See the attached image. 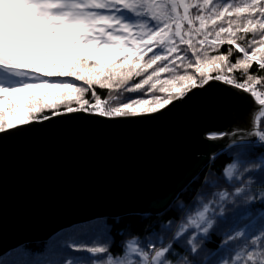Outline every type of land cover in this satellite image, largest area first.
<instances>
[{"label":"snow or ice","instance_id":"obj_1","mask_svg":"<svg viewBox=\"0 0 264 264\" xmlns=\"http://www.w3.org/2000/svg\"><path fill=\"white\" fill-rule=\"evenodd\" d=\"M261 72L264 0H0V134L76 114L156 115L213 82L250 95L249 115L264 120ZM216 101L227 104L230 94H217ZM225 138L252 162L242 168L238 157L223 168V176L240 186L200 193L188 206L177 200L187 214L166 243L162 236L159 243L155 236L144 242L134 236L111 252L108 226L87 223L54 237L43 253L21 251L18 259L0 264H197L201 237L228 227L226 203L236 205L243 196L249 204L257 198L264 204V191L248 195L253 184L264 187V130L253 121L246 134L206 136ZM213 184L206 178L205 186ZM172 223L161 224L162 232H171ZM241 238L243 247L215 264H264V227L252 234L226 231L221 246ZM88 241L100 243L89 247ZM181 244L184 255L176 250Z\"/></svg>","mask_w":264,"mask_h":264},{"label":"water","instance_id":"obj_2","mask_svg":"<svg viewBox=\"0 0 264 264\" xmlns=\"http://www.w3.org/2000/svg\"><path fill=\"white\" fill-rule=\"evenodd\" d=\"M252 107L250 95L213 82L156 115L76 114L0 134V258L76 225L163 213L235 145L207 134L252 131Z\"/></svg>","mask_w":264,"mask_h":264},{"label":"trees","instance_id":"obj_3","mask_svg":"<svg viewBox=\"0 0 264 264\" xmlns=\"http://www.w3.org/2000/svg\"><path fill=\"white\" fill-rule=\"evenodd\" d=\"M224 50H227V46H224ZM252 72L256 73V66L253 64ZM258 75H264V72L257 73ZM234 76H239L240 72L236 71L233 73ZM161 78H167L166 74H162ZM100 91L99 89H97ZM258 91H264V88H259ZM101 95L107 97L108 90L101 92ZM108 119V118H107ZM116 119V118H113ZM256 128L258 130H264V120H257ZM259 151V149H258ZM240 159L241 167L251 166L252 162L246 160L241 155V151L238 145H232L227 149L221 151L215 155L201 170L200 172L191 180V182L180 192L172 204L165 210L163 213L158 215L142 214V215H128L125 217L117 219H100L95 220L90 223H103L106 224L109 228L110 241L109 248L111 252H118L119 246L125 243L128 239L133 238L134 236L139 238L141 242H144L150 238H157L159 243V237H163L164 242L166 243L170 238L171 234L176 231L177 224L180 219L186 216V212L181 211L177 208V200L181 201L185 206L191 205L194 203L193 197L200 193H214L221 190H228L229 192H234L235 186H240L239 181L233 180L228 181L223 176V168L227 166L228 163L235 162L237 159ZM259 163V159L255 161ZM259 175V171L252 174V179H255V176ZM206 178L208 182H214L213 186H205ZM264 191V187H261L258 184H253L248 195L259 193ZM206 198H211L207 196ZM236 205L225 204V222L228 227L221 230L219 228L214 229L206 237H201L199 243L201 245V250L194 257L197 264H215V261L223 255H227L234 250H240L244 245V240L238 239L233 242V244L228 247H222V241L225 238L226 231H232L233 229L244 230L249 234L258 232L259 229L264 227V204H261L257 198L255 203H247L246 197H236ZM238 205H244V207H238ZM171 220V232H162L161 224L167 223ZM81 225H76L61 231L60 233L53 236L46 242L42 243H32L27 244L22 247L16 248L0 258V260L12 261L18 259V253L21 251L31 253L33 255L40 254L45 251L49 242L54 238L60 235L61 233H66L73 228H77ZM233 234H235L233 232ZM102 238H101V241ZM100 242L88 241L86 246H99ZM184 246L181 244L177 247V251L180 252V255L185 253L181 250ZM191 255L190 253H188ZM81 258H87V253H74Z\"/></svg>","mask_w":264,"mask_h":264},{"label":"rangeland","instance_id":"obj_4","mask_svg":"<svg viewBox=\"0 0 264 264\" xmlns=\"http://www.w3.org/2000/svg\"><path fill=\"white\" fill-rule=\"evenodd\" d=\"M254 119H255L254 121H255V127H256V122H257V120H256V114L254 115Z\"/></svg>","mask_w":264,"mask_h":264},{"label":"bare ground","instance_id":"obj_5","mask_svg":"<svg viewBox=\"0 0 264 264\" xmlns=\"http://www.w3.org/2000/svg\"><path fill=\"white\" fill-rule=\"evenodd\" d=\"M227 148V147H226Z\"/></svg>","mask_w":264,"mask_h":264}]
</instances>
